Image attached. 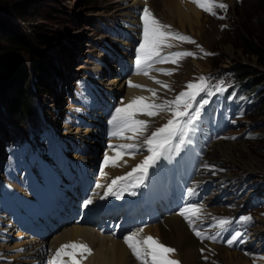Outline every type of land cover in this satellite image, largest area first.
Instances as JSON below:
<instances>
[{"label":"rangeland","instance_id":"1","mask_svg":"<svg viewBox=\"0 0 264 264\" xmlns=\"http://www.w3.org/2000/svg\"><path fill=\"white\" fill-rule=\"evenodd\" d=\"M116 1L117 0H6L0 5V16L8 19L11 23L21 28V31L28 41L29 50L44 56V58H41L40 62L46 68L49 75L39 74L38 78L41 79L42 84L41 87L36 89L32 71L29 68L27 71V82L28 86L32 84L34 87L30 89L32 92L31 95L40 105L41 112L46 116L43 117L44 121H55L59 128V130L55 128H52V130L48 128L42 129L37 133H28V131L22 133V131H20L22 123L20 124V122H17L11 114L14 109L13 106H17V93L18 90L21 89L19 81L0 92V207H8L14 211L15 207L18 208L16 204H18L20 200L18 197H15L14 192L9 189H11L12 186H18V183L22 185V181H26L28 178L30 168L33 167L35 170L33 159L37 158L36 149L40 153V146L41 148L52 146L54 143L53 137L55 136L56 143L62 146L65 150V154H67L69 158L73 154V150L71 151L69 149L72 146H76V143L69 140L66 141V139L61 136L62 130L67 127L70 131L66 133H72L73 130L69 126H77L79 119L84 118V115L72 113L71 108L75 106L71 102L67 103V99L76 97L79 92H82L86 97L88 96L86 81H94V79L90 77H95L97 74L96 67L100 62V58H103V63L105 62L103 51H110V46L115 42L114 39H116V36L126 29V25L118 21L120 16L114 13L115 7L117 6ZM186 2L192 4L193 0H186ZM214 2L216 4H225L227 8L215 7V15L210 14L208 11L201 10V30L196 36L192 35L188 28L182 31L178 22L171 23L169 21L170 18L166 16L159 0L146 1V6L150 8L153 16L159 20L161 24L170 25L173 32L188 36L195 41L193 44L170 39L168 43H170L172 47H163V49H167L169 53L182 50L192 52L195 55L180 59L177 64L170 62H166L164 65L162 64L163 69L173 71L172 75H165L161 72L159 73L158 79L152 76L154 82L155 80H159L163 82V84L169 86V88H164L161 84L156 83L159 89L156 90L157 95L155 98L161 101L160 104L174 100L177 95L187 90L186 85L188 83H196L201 77L206 79L207 87L206 90L200 94L223 93L235 82L230 75L224 73V70H237L239 67L250 68V70L257 69L256 58L245 54L238 40L240 36L245 35L251 36L255 40L264 41V0H214ZM23 7L34 9L33 15L30 18L20 19L17 17L16 12L18 8L22 10ZM14 8H16V10ZM142 15V8H140L137 17L139 28L137 32H135L137 37L135 39L136 41L132 43L135 69L136 49L139 43L142 42L143 35ZM110 22H118L116 24L117 27L112 26L111 29L108 28V25L111 24ZM106 29H109L110 34L101 31ZM39 38L48 40V45L39 46L36 42ZM0 48L2 51L8 50V47L2 44H0ZM205 53H210L211 55H205ZM162 54L167 55V53H163V51ZM11 57L24 59L29 66L26 51L14 53ZM81 67H83L82 70H80ZM152 67L154 66L152 65ZM176 69L179 70L178 75L175 73ZM116 70L118 73L121 71L117 67L115 68V71ZM107 73L109 74L110 71ZM59 81L61 82L60 93L56 87ZM243 83H245V81ZM234 89H236V87ZM22 90L24 92L27 91L26 88ZM204 100L205 99L202 100L198 96L197 102L194 104V108H199L200 114L194 124L195 131L189 134L188 146L192 151L195 149V144H200V148L196 154L197 162L204 150L207 153L205 154V160H211L209 155L212 148L214 146L216 147V145L223 146L225 144L223 146L225 150L230 149V147L234 148L237 144L244 147L245 151L243 152L246 154L249 153L250 157L258 164V168L256 165L257 170H259L258 172H247L242 163H240L239 166L235 165L226 157L218 156L216 161H211H215L218 163V166H222L223 174L227 172L226 174L230 177H236L238 179L237 182L242 183L244 194L239 198L245 201L249 198L250 201L255 204L249 211L252 212V210H256V208L259 209V212H256V214H254V212L252 213L256 217L251 218L253 220L260 218L264 215L263 105L258 107L257 112L243 113L239 111L231 116H222L220 119L216 118L213 128L205 127L206 130L201 132L204 133L205 136L196 139V134L199 133L197 131L198 121H202L204 115L203 109H205L204 106H207V103H202ZM108 101L112 102L113 99L107 97L105 102ZM74 103L76 102L74 101ZM164 113L167 112L163 111L154 117L142 114L136 117L148 121V128L144 135L139 136L134 141L128 140L129 143H135L138 146L139 150L136 152L137 155L140 152L141 156H144V158L149 155L143 141L150 136L153 131L164 125L162 121ZM93 115H95V113ZM93 115L91 120L85 122V126L87 123L93 121ZM106 115L107 114H105V118ZM53 130L57 133L55 134ZM76 130L77 129L74 131ZM210 131H212L211 135ZM18 133L20 134L18 137L22 138L21 142L13 140V138L17 137ZM126 135H132V133H126ZM30 137L37 138L35 144L31 141ZM223 137H225V139H222ZM228 139H232L233 141ZM226 144L229 147H227ZM80 146L81 145H78L79 148ZM43 153H46V151H43ZM43 153H41V156H43ZM73 156L74 155H72L71 158H73ZM196 166L198 167L197 163ZM10 199L12 201L11 203H9ZM207 211L210 213L211 208L207 209ZM235 211L241 214L247 211V209L237 208ZM260 220L264 221V219ZM260 224L262 225V222ZM230 237H232V234ZM217 248L227 250L230 254L234 255L232 256L233 259L238 256L241 259L243 258L247 264H250L244 258L246 255H241L243 253H250L248 243L245 242L244 239L237 240L227 249L224 247ZM217 248H212L211 252L209 248H205L204 250L209 254L200 257L196 261V264H227L228 259L223 261V255L218 252ZM262 253H264V251ZM261 259L262 263L260 264H264V256H262Z\"/></svg>","mask_w":264,"mask_h":264},{"label":"bare ground","instance_id":"2","mask_svg":"<svg viewBox=\"0 0 264 264\" xmlns=\"http://www.w3.org/2000/svg\"><path fill=\"white\" fill-rule=\"evenodd\" d=\"M159 1L166 16L170 18L168 20L171 23L178 22L182 31L188 28L192 35L197 36L201 30V14L194 4L187 3L185 0ZM116 4L117 6L114 11L116 15L131 18L133 17V10L141 6V0H117ZM133 18L135 22V16ZM124 45H128V43L124 42ZM127 61L129 62L128 58ZM130 63H128V66H130ZM123 64L122 67L117 66V68L123 70ZM82 69L83 67L80 68V70ZM115 72L116 75L108 84V86L113 87L116 85L114 88L116 90L115 94L111 99L116 95L120 98L123 94H129L132 87L129 86L128 82H135L137 79V75L128 76L125 73L123 74V71L118 73L117 70ZM110 90H113V88L111 87ZM108 103L111 102H105L103 111L95 112L93 121L87 123L83 131L77 129L72 133H67L70 136L79 138L77 140L81 143V146L80 148L77 147L76 152L73 154L72 160L77 167L75 168V172L70 171L72 174L67 176L66 182L63 183L67 185V188L65 190L62 188L64 190L62 197L51 195V189H44L36 178H34L35 188L32 194H25L18 187L14 188L24 203L26 211L25 213L20 211L18 213L20 215L17 217L9 215L4 210L0 211V258L2 259L0 264H50V258L55 248L70 241L90 242L94 250L93 256L88 260L90 264H141V261L133 255L128 246L120 240L100 237L96 233L77 226H64L60 231L49 228L50 221L53 225H56V222L52 219V216L55 214H58L61 218L66 217L69 221L77 219L71 215L70 209L73 211L76 209L75 205L77 203H84L82 202L84 195L73 190L69 185L72 186L84 180V177L91 179L92 184H95V186L91 189L93 193L90 198L92 203L86 206V213L96 209H99L98 212H101L105 205L101 199L107 191V186L115 177L124 176L128 172L115 171L103 166L105 154L107 153L109 156L114 154L109 145L116 142L114 139H108V133L105 129V114H107L109 109ZM117 142L119 143L120 139ZM223 146H214L209 158L216 161L218 156L226 157L235 165L239 166L242 163L247 172L259 171L257 170L258 164L256 161L250 157L249 153L243 152L245 149L240 144H237L234 148L230 147L228 150H225ZM226 146L229 147L227 144ZM97 151L102 155L96 156L95 153ZM100 160L99 172H95L94 168L96 169V166H99ZM102 167L103 171L101 170ZM234 178L236 179V177H230V179ZM203 179L208 178L204 177ZM55 185L61 188L57 183ZM97 185H101V187H97ZM205 204L204 202L201 203L200 207L202 209L198 217H210V213L207 211L210 208L205 207ZM214 215L215 213H213ZM133 220L132 217L126 218L125 216H121L114 221V224L121 225L131 222L134 225ZM182 222V219L180 221L177 217H165L158 223V227L154 225V227L144 228L141 233V239L150 235L164 245L171 246L176 250L174 254H171L170 259L179 261L180 264H196V261L200 257L198 254L199 245L193 239L190 231L185 229ZM261 222L262 225L260 224ZM31 231L39 234V236L34 239ZM250 232L256 239V246L252 248L253 252L258 254L260 252L258 247L264 245V221L259 220L258 226ZM43 243H45V246L40 248ZM217 250L223 255V261L228 259L227 264H247L243 258L241 259L238 256L233 259L232 256L234 255L230 254L227 250L219 248Z\"/></svg>","mask_w":264,"mask_h":264},{"label":"snow or ice","instance_id":"3","mask_svg":"<svg viewBox=\"0 0 264 264\" xmlns=\"http://www.w3.org/2000/svg\"><path fill=\"white\" fill-rule=\"evenodd\" d=\"M193 3L213 15H215V7L227 8V5L222 3L216 4L214 0H193ZM142 21V42L139 43L136 49L137 74L149 75V70L154 63L170 62L177 64L180 59L195 55L188 51H177L163 55V47H172V45L168 43L170 39L193 44L195 41L188 36L173 32L170 25L161 24L147 7L143 9ZM205 55L211 54L205 53ZM157 71H161L165 75L173 74L172 70L157 69ZM128 83L130 87H144L142 85L133 84L131 81ZM155 83L161 84L164 88H169L168 85L163 84V82L159 80H155ZM206 87V79L201 77L196 83H188L186 85L187 90L181 92L172 101L156 104L154 102H147L148 98L146 97L137 96L128 104L115 109V114L112 115L109 121V124L112 125L114 129L111 135L133 141L139 136L144 135L148 128V121L136 118L138 115L142 114L154 117L163 111H168L171 113L172 118L169 119L166 124L153 131L151 135L143 141L149 155L145 156L143 161L133 167L126 175L115 177L107 186V191L104 193L105 197L109 195H120L123 191L127 190L128 184L132 181L142 182L149 168L154 166L159 159L173 151L178 153L181 148L189 142V134L195 131L194 124L200 114L199 108H194V104H196L197 97L200 93L206 90ZM147 90L152 93L153 97L157 95L155 89ZM207 102V100H204L202 103L206 104ZM126 133H132V135H126ZM109 147L114 154L112 156H109L107 153L105 154L104 167H119L121 166L119 162L123 160L125 155L134 158L136 152L139 150L135 143L109 145ZM124 163L127 162L124 161ZM101 170L103 171V167ZM132 186L136 185L133 184ZM97 187H101V185H97ZM189 192L191 193L192 190L189 189ZM84 203L85 206H87L91 204L92 201L88 199ZM200 212L201 209L199 207L188 206L183 208L179 212V215L188 221L198 237L215 240V236L204 237L203 233L195 228L193 218H198ZM251 219L250 216L240 217V221L244 223L250 222ZM228 223H230V221L224 218L218 221L221 227ZM142 232L143 228L124 237L125 244L132 251L133 255L141 261V264H180L179 261L170 259L171 254H174L176 251L174 248L164 245L158 239L150 235L141 239ZM240 236L241 233L236 232L227 240V244L231 246ZM91 254L92 250L87 244L70 241L61 245L56 250L50 264H81V260L86 258V255ZM77 256H79L80 259H77ZM64 257H68V261H65L63 259Z\"/></svg>","mask_w":264,"mask_h":264},{"label":"trees","instance_id":"4","mask_svg":"<svg viewBox=\"0 0 264 264\" xmlns=\"http://www.w3.org/2000/svg\"><path fill=\"white\" fill-rule=\"evenodd\" d=\"M6 0H0V5ZM17 8V7H16ZM16 8H14L16 10ZM34 9L18 8L16 12L20 19H28L33 15ZM240 47L243 52L249 56L256 58L257 69L250 70V68L239 67L237 70H230L234 76L242 81H245V89L251 90L256 87H262L261 93H264V41L255 40L251 36L242 35L239 37ZM39 46L48 45V40L39 38L36 41ZM0 44L8 47V50L2 51L0 48V92L5 88H9L14 83H18L21 89L17 93V106H13L12 117L20 123L32 124L33 119H37L35 99L31 95V88L27 82V71L30 68L34 77L36 89L41 87L40 75H49L46 68L42 65L41 58L44 56L40 53L30 51L28 48V41L21 31V28L8 19L0 16ZM27 52L29 66L26 61L20 58L11 57L14 53ZM241 81V82H242ZM26 88L24 92L22 89ZM262 110H264V95L261 96ZM16 118H15V117Z\"/></svg>","mask_w":264,"mask_h":264}]
</instances>
